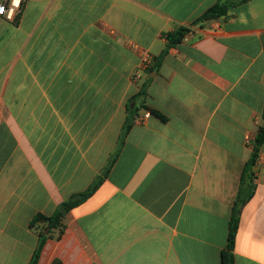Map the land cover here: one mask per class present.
Returning <instances> with one entry per match:
<instances>
[{
    "label": "crops",
    "instance_id": "0c3cea01",
    "mask_svg": "<svg viewBox=\"0 0 264 264\" xmlns=\"http://www.w3.org/2000/svg\"><path fill=\"white\" fill-rule=\"evenodd\" d=\"M219 1L30 0L16 21L0 17V264H29L33 218L103 172L145 58L154 64L163 34L181 27L191 32L147 87L165 119L139 111L110 173L38 264H222L263 124L264 0H228L227 17L193 25ZM253 171L235 264H264V145Z\"/></svg>",
    "mask_w": 264,
    "mask_h": 264
},
{
    "label": "trees",
    "instance_id": "16d2710c",
    "mask_svg": "<svg viewBox=\"0 0 264 264\" xmlns=\"http://www.w3.org/2000/svg\"><path fill=\"white\" fill-rule=\"evenodd\" d=\"M235 5L228 0H220L215 6L209 8L205 11L194 23L193 25H203L207 22L217 20L220 18H225L229 15L230 10ZM191 32L190 28L181 27L172 32H166L163 34V38L166 39L167 45L163 53L155 59L154 64L151 67L145 69L144 73L147 75V79L142 85L140 91L131 97L127 103V117L126 121L121 130L118 146L116 151L111 155L107 166L104 168L103 172L94 180L91 186L84 192L75 194L71 196L67 201H65L55 212L54 215L47 217L42 214L36 215L31 221V228L36 229L39 233V243L37 249L33 255V258L29 264H38L41 251L47 242L48 239L53 238V233L55 230H58L61 234L64 231L65 225L63 220L65 215L76 208L77 206L84 203L89 199L95 191L102 184L103 180L108 176L112 167L116 163L117 158L119 157L120 150L124 145L127 136L132 130L133 126L137 122L138 113L142 109H146L151 112L152 115L157 117H165L158 111L149 108L146 105L147 98V87L150 83V78L154 73H157L163 59L168 55L171 48H174L180 45ZM264 145V113H263V124L259 128L258 134L253 141V152L250 160L246 164L242 176L240 188L237 194V198L233 207V214L229 224V233H228V242L227 247L222 255V264H235L234 249L236 243V237L239 229L240 216L243 207L252 199L255 192V175L253 168L257 164L259 159L261 147ZM40 224H43L40 226ZM49 230L48 233L46 231Z\"/></svg>",
    "mask_w": 264,
    "mask_h": 264
},
{
    "label": "built area",
    "instance_id": "2783aa9c",
    "mask_svg": "<svg viewBox=\"0 0 264 264\" xmlns=\"http://www.w3.org/2000/svg\"><path fill=\"white\" fill-rule=\"evenodd\" d=\"M28 1L30 0H19V2L16 3L15 0H0V6L6 9L4 13H0V17L11 21H16V19H19ZM152 65L153 59L150 56H147L144 61V68L146 69ZM150 116L151 113L147 112L145 114L144 120L148 119ZM141 122H143V120H141Z\"/></svg>",
    "mask_w": 264,
    "mask_h": 264
},
{
    "label": "snow or ice",
    "instance_id": "6c2138e0",
    "mask_svg": "<svg viewBox=\"0 0 264 264\" xmlns=\"http://www.w3.org/2000/svg\"><path fill=\"white\" fill-rule=\"evenodd\" d=\"M16 3L19 2V0H15ZM6 11V9L2 6H0V13H4Z\"/></svg>",
    "mask_w": 264,
    "mask_h": 264
},
{
    "label": "water",
    "instance_id": "95a60500",
    "mask_svg": "<svg viewBox=\"0 0 264 264\" xmlns=\"http://www.w3.org/2000/svg\"><path fill=\"white\" fill-rule=\"evenodd\" d=\"M46 233H48V231Z\"/></svg>",
    "mask_w": 264,
    "mask_h": 264
}]
</instances>
